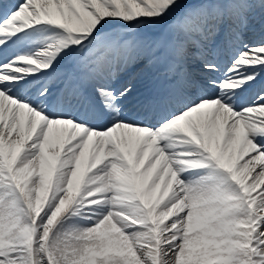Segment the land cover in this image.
Instances as JSON below:
<instances>
[{"label":"snow or ice","instance_id":"snow-or-ice-1","mask_svg":"<svg viewBox=\"0 0 264 264\" xmlns=\"http://www.w3.org/2000/svg\"><path fill=\"white\" fill-rule=\"evenodd\" d=\"M0 264H264V0H0Z\"/></svg>","mask_w":264,"mask_h":264}]
</instances>
